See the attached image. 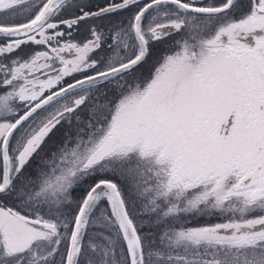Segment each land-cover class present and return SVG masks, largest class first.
<instances>
[{
  "label": "snow or ice",
  "instance_id": "obj_1",
  "mask_svg": "<svg viewBox=\"0 0 264 264\" xmlns=\"http://www.w3.org/2000/svg\"><path fill=\"white\" fill-rule=\"evenodd\" d=\"M0 38V264H264V0H0Z\"/></svg>",
  "mask_w": 264,
  "mask_h": 264
},
{
  "label": "rangeland",
  "instance_id": "obj_2",
  "mask_svg": "<svg viewBox=\"0 0 264 264\" xmlns=\"http://www.w3.org/2000/svg\"><path fill=\"white\" fill-rule=\"evenodd\" d=\"M119 16L121 18L125 17L123 16L122 14H119ZM78 38V37H77ZM173 40L175 39H179V36L176 35L172 38ZM0 42H3L1 39H0ZM169 44L171 43V41L168 42ZM34 46L32 45H28L26 47H22V49L20 50H17L16 53H14L13 55H23V54H26L27 52H29ZM165 47H167V45H162L161 46V49H164ZM100 55H103L104 53L103 52H100L99 53ZM149 63H151V61H149ZM144 67L145 66H142L141 69H139V71H144ZM66 82H70L68 80V78H66ZM8 89L6 88H3V87H0V94H2L4 91H6ZM68 130V124L67 122H62V125L61 126H58V130L55 132V134L46 142V145H45V151H47L48 149H52V150H55V145L56 144H59L63 138V133L65 131ZM43 154V153H42ZM36 161H33V164H35ZM80 192L79 189L76 190V194L78 195ZM204 223L205 220L203 218H201L199 221H196V220H193L192 223L195 224V223Z\"/></svg>",
  "mask_w": 264,
  "mask_h": 264
},
{
  "label": "flooded vegetation",
  "instance_id": "obj_3",
  "mask_svg": "<svg viewBox=\"0 0 264 264\" xmlns=\"http://www.w3.org/2000/svg\"><path fill=\"white\" fill-rule=\"evenodd\" d=\"M98 2L103 3V2H105V0H98ZM120 14H122V15L125 16V17L128 15L127 12H122V13H120ZM1 39H2V38H1Z\"/></svg>",
  "mask_w": 264,
  "mask_h": 264
},
{
  "label": "trees",
  "instance_id": "obj_4",
  "mask_svg": "<svg viewBox=\"0 0 264 264\" xmlns=\"http://www.w3.org/2000/svg\"><path fill=\"white\" fill-rule=\"evenodd\" d=\"M1 39V38H0ZM2 40V39H1Z\"/></svg>",
  "mask_w": 264,
  "mask_h": 264
}]
</instances>
